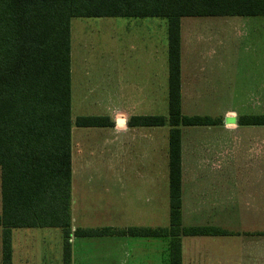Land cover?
Wrapping results in <instances>:
<instances>
[{"label": "crops", "instance_id": "obj_1", "mask_svg": "<svg viewBox=\"0 0 264 264\" xmlns=\"http://www.w3.org/2000/svg\"><path fill=\"white\" fill-rule=\"evenodd\" d=\"M151 19L163 23L141 25L144 36L135 47L120 48L117 36L110 64L85 63L87 47L76 40L94 28L72 30L70 22V264L98 258L96 244L110 247L104 258L111 257V264H169V238L74 235L76 229L168 227L170 129L130 124L134 118L168 115L167 21ZM263 19L205 16L179 22L181 113L217 121L179 128L182 226L226 232L181 237L182 264H264V126L241 122L264 115V75L256 76L264 71V52L227 46L232 37L240 40L263 29ZM78 118H105L109 126L77 127ZM84 187L97 196L111 189L110 207L101 211V205L87 204ZM153 198L159 202L152 205ZM15 230L12 264H54V259L63 264L64 238L58 257L45 249V242L38 244L46 253L36 255L32 245H13Z\"/></svg>", "mask_w": 264, "mask_h": 264}, {"label": "trees", "instance_id": "obj_2", "mask_svg": "<svg viewBox=\"0 0 264 264\" xmlns=\"http://www.w3.org/2000/svg\"><path fill=\"white\" fill-rule=\"evenodd\" d=\"M264 16V0H0L1 263L12 264L13 229H60L70 264L71 33L74 18H161L167 21L168 115L134 118L132 126L169 127V224L165 228L76 229V237L169 238V264H182L181 237L218 236L181 221L180 126H212L181 113L180 34L183 17ZM246 125L264 126L261 118ZM77 127H105L78 118Z\"/></svg>", "mask_w": 264, "mask_h": 264}, {"label": "rangeland", "instance_id": "obj_3", "mask_svg": "<svg viewBox=\"0 0 264 264\" xmlns=\"http://www.w3.org/2000/svg\"><path fill=\"white\" fill-rule=\"evenodd\" d=\"M256 19L257 20H253V21H256V24L259 26L260 19L259 18H256ZM151 23L159 24L163 22L160 19H151V18H147V19H125V18L72 19L71 26H72V30L75 26H79V25L91 26L94 28L92 31L88 33H83V34L81 33L82 37L81 38L79 37L76 40V43L79 44V41L82 39L83 45L87 47L85 49L86 57H88V59L85 61L86 64H98V63H103V64L109 63L110 64L111 52H112V48L115 46L117 42V36L121 44L120 48L135 47L138 44V40H141L144 36L140 34L141 25H148ZM129 26H130V30L128 31L127 29L129 28ZM136 27H139V28H136ZM81 29L83 31L85 30V27L84 28L82 27ZM138 29L139 31H137ZM246 32L250 33L248 31ZM160 35L162 37V34ZM239 44L242 45L243 47H246L247 45H249V47L263 49V52H264V28L261 30H258L257 32L252 31V33L250 34V37L244 36L240 40L234 39V37H232V40L228 42L227 46L233 47ZM161 45H162V41H161ZM263 60H264V57H263ZM260 74L264 75V71L262 73L258 72V74H256L257 78H259ZM161 110L165 114L166 105H161ZM263 112H264V106H263ZM90 179H106V178L93 177ZM141 189L142 188L140 187V190ZM83 191H85V193H83V196L85 197L87 204L95 203L96 206L101 205L102 206V208H100L101 211H105L110 207L111 200H112L111 189H108L107 191L103 193H99L98 196L96 193L94 194L91 193L90 195L89 189H87L86 187H84ZM132 195H134V193H132ZM141 195L143 196L142 191H141ZM124 196L126 197V195ZM123 201L124 200H122V202ZM126 201H125V204H126ZM152 201H153L152 205L159 202L156 198L155 199L153 198ZM163 207H165L164 202L162 204V208L160 209L164 213ZM147 221H146V224L148 225ZM150 224H151V221H150ZM154 224L158 225L159 223H154ZM61 233L62 231L60 229H53V228H50V229H45V228L44 229H39V228L16 229L15 234H14L13 245L15 246L21 245V247H24V248L28 247L29 245H32L33 247L32 252L38 255L40 253H46L45 250H42V248L38 244L40 242H45L44 244L45 249L49 247L50 250L47 249V251L51 252L53 256L58 257V254L61 248L60 241L61 239L63 241V235L61 238ZM95 247H97L98 258H93V260L89 258L86 261L87 262L86 264H111V261H112L111 257L109 259L104 258V255L107 253L108 248L110 249V247L109 246L107 247L106 245L102 246L101 244L100 245L96 244L94 248ZM55 263H56V259H54V264Z\"/></svg>", "mask_w": 264, "mask_h": 264}]
</instances>
